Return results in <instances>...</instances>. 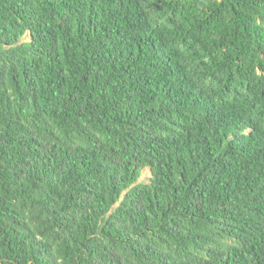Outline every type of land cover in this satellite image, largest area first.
I'll return each mask as SVG.
<instances>
[{"label":"trees","instance_id":"obj_1","mask_svg":"<svg viewBox=\"0 0 264 264\" xmlns=\"http://www.w3.org/2000/svg\"><path fill=\"white\" fill-rule=\"evenodd\" d=\"M0 264H264V0H0Z\"/></svg>","mask_w":264,"mask_h":264},{"label":"rangeland","instance_id":"obj_2","mask_svg":"<svg viewBox=\"0 0 264 264\" xmlns=\"http://www.w3.org/2000/svg\"><path fill=\"white\" fill-rule=\"evenodd\" d=\"M141 179H145V174H142Z\"/></svg>","mask_w":264,"mask_h":264}]
</instances>
